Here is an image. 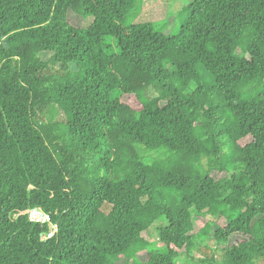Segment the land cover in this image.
<instances>
[{"label":"trees","instance_id":"1","mask_svg":"<svg viewBox=\"0 0 264 264\" xmlns=\"http://www.w3.org/2000/svg\"><path fill=\"white\" fill-rule=\"evenodd\" d=\"M188 2L0 0V264H264V0Z\"/></svg>","mask_w":264,"mask_h":264},{"label":"rangeland","instance_id":"2","mask_svg":"<svg viewBox=\"0 0 264 264\" xmlns=\"http://www.w3.org/2000/svg\"><path fill=\"white\" fill-rule=\"evenodd\" d=\"M188 3V0H143L141 13L135 22H150L154 26L155 30L159 33L165 36H174L178 33L181 25L186 20V13L184 12V8ZM91 22L92 19L89 18L83 22V26L87 27ZM106 43H110L112 49L114 50L115 44H113L111 40L108 39ZM123 101L133 107H137L138 105L137 100L133 96H124ZM212 175L216 179L224 176L223 173H213ZM207 218L209 219L211 217ZM198 223L202 225L203 222L200 221ZM198 223L197 228L201 227V225H199ZM142 237L156 248L161 247V244L158 241V236L155 231L148 230L142 233ZM240 238L241 236H232L229 241L233 242L236 239ZM205 247L211 248L213 250L215 246L212 244L209 245L207 241H197L192 256L190 258H187L185 255H183L179 259H177L176 262L178 264H203L202 262H198V260L203 259V248ZM216 258H218V264H221V259L219 257ZM118 264L125 263L123 259H121ZM127 264H134V262L130 261Z\"/></svg>","mask_w":264,"mask_h":264},{"label":"built area","instance_id":"3","mask_svg":"<svg viewBox=\"0 0 264 264\" xmlns=\"http://www.w3.org/2000/svg\"><path fill=\"white\" fill-rule=\"evenodd\" d=\"M28 219L30 221L36 222L38 224H46L50 222V217L47 213H45L43 210L40 208H33L30 209L27 212ZM53 235L52 232L48 233L45 236H42V238L47 239L50 238Z\"/></svg>","mask_w":264,"mask_h":264}]
</instances>
